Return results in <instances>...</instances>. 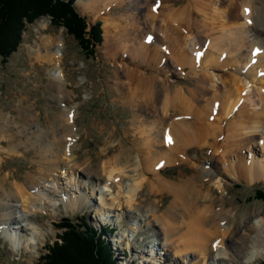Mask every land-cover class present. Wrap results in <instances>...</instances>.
<instances>
[{
  "label": "bare ground",
  "instance_id": "bare-ground-1",
  "mask_svg": "<svg viewBox=\"0 0 264 264\" xmlns=\"http://www.w3.org/2000/svg\"><path fill=\"white\" fill-rule=\"evenodd\" d=\"M126 2L89 0L83 5L94 12L108 10L103 15V45L105 50L120 45L127 58L122 69L114 70L113 89L116 99L136 110L131 120L135 140L129 147L121 141L112 144L117 145L113 151L106 140L98 161L79 162L74 129L65 123L74 120L71 110L58 113V123L50 122L49 130L30 126L22 114L26 125L19 134L26 138L23 144L41 148L40 166L38 175L29 172L20 178L3 170L0 163V238H7L10 253L22 244L36 255L51 229L31 217L38 212L55 215L52 196H61L68 209L75 210L93 205V196H84L83 191H99L101 209L115 211L114 201L122 204L121 187L116 185L130 179L126 183L130 210H120L148 234L138 253L144 264H181V259L182 264H200L192 261L196 254L202 255L203 264H254L264 258L263 210L252 207L235 224L237 210L229 205L233 199L225 194L219 198L206 185L222 174L219 162L232 180L244 174L249 182L264 178V159L258 157L264 154L259 144H264V76L259 77L264 73V4L257 0H130L123 14L110 12ZM63 45L62 37L47 34L35 52L51 70H60L57 76L52 74L55 85L51 87L68 93L59 80L66 79ZM131 62L134 66H129ZM181 77L197 80L193 86L174 83ZM148 108L151 114L145 112ZM4 124L0 144H5L4 151L18 153L23 138L16 137L12 125ZM196 147L212 151L206 159L197 155L202 164L189 157L190 149ZM235 152L236 158L229 159ZM136 156L139 163L133 161ZM168 165H187L193 171L173 180L163 174ZM61 174L65 182H60ZM222 180L215 184L225 190L228 180L225 184ZM103 181L107 188L100 186ZM147 191L161 199L172 196V200L162 208L161 199L152 202L144 197L135 206ZM101 209H95L98 215ZM157 246L163 250L159 263L153 256Z\"/></svg>",
  "mask_w": 264,
  "mask_h": 264
},
{
  "label": "rangeland",
  "instance_id": "rangeland-1",
  "mask_svg": "<svg viewBox=\"0 0 264 264\" xmlns=\"http://www.w3.org/2000/svg\"><path fill=\"white\" fill-rule=\"evenodd\" d=\"M88 2L89 0L76 1L77 10L87 17L90 25H93L97 21L101 22L104 42L105 23L103 15L109 12H107L108 10L98 11L96 9L95 12L90 9L87 10L83 4ZM257 2L261 5L264 4V0H257ZM130 5V0H127L125 5H119L115 7V9H110V12L115 16L121 15ZM22 33L23 40L18 50L6 60L0 56V126L3 123H5L4 126L8 124L12 125L11 131L14 134L18 133L16 137L18 139L20 137L23 138L19 139L21 142L20 150L17 149L19 150L18 153H8L3 149L5 144H0V163L2 164L3 170H6V172L13 171L17 176L19 175L20 178H22L28 175L29 172V174L36 175L37 167L40 166L38 160L40 158L39 153L41 152V148L32 146L33 143H27V145L23 144L26 138L23 134L22 136L19 134V131L23 130L24 125V119L21 118L22 114L27 116V121L30 126H36L37 129H40L42 126L49 130L51 125L50 122L55 121V123H58V113H64V110L70 112L69 110H71L74 120H70L69 122L65 121V123H68L74 129L73 134L76 140L74 145L79 162L87 158L93 163L98 161L97 156L107 146L106 140L108 145L110 144L108 149L111 151L116 149L117 146L112 144L119 141H121V144L125 147H129L132 141L135 140L136 130L133 129L131 120L136 110L127 102L116 99L115 90L113 89L116 81L114 70L116 68L122 69V62L127 59L126 56H123L121 53L122 47L116 45L109 50H105L106 48L102 42L96 46L95 55L90 56L88 52L80 46L78 40L68 33L64 26L53 24L50 16H42L34 23H27ZM47 34H56L64 39V45L61 49L63 53L62 68L66 79L62 77V79L59 80L67 87L68 93L63 89L56 90L55 86L51 87V85H55V79L52 74H56L57 76V71L60 72V70H51L50 65L43 63L36 57L37 53L35 51L40 47L41 38ZM134 64L135 62H131L129 66H134ZM147 68L146 66L140 67L142 70L152 72ZM262 76H264L263 72L259 73V77ZM196 80L195 78L181 77L174 83L193 86ZM150 110L151 109L148 108L145 112L151 114L152 110ZM25 136L27 137V135ZM259 144L262 147L264 146L261 141ZM200 150L201 149L196 147L189 151V157L195 164L196 162L198 164L203 163L199 160L200 158H198V156H203L202 158L206 159V157L210 156L212 153V151H208L207 153V150ZM243 154H245V156L249 155L247 151H243ZM236 156L237 153L235 152L229 159H235ZM258 157L264 159V154H260ZM133 161L139 163L140 159L136 156ZM135 164H133L132 167L136 166ZM219 167L221 168L222 174H219V177L217 176L215 181H207L210 185L207 184L206 188L208 189L210 186L214 188L219 198L221 195L225 194L227 197L233 199L229 202L234 204L231 205L229 203V205L237 210L234 220L235 224L238 222V219L242 215H245L252 207L261 209L264 212V200L258 198L256 193L258 189H264V178H254L249 182V180L245 179L246 176L244 174V177L232 180L228 176L230 175L229 172L226 171L224 173V170H222L224 169L222 162H219ZM192 171V167L187 165H168L163 170V174L170 179L176 180L183 175V172L191 173ZM63 176L60 182H65ZM147 176L150 177L152 174L149 173ZM79 180L80 182L84 181V177ZM221 180L223 183L228 180L227 184L224 183L227 189L223 190L215 184V182H220ZM130 181L131 180L128 179L123 185L116 183L117 188L121 187V193L118 197L121 199L122 204L118 205V201L115 200L114 205L117 207L115 211L101 209L102 206L98 198L100 196L99 191L93 194L91 190L87 189V191L84 192L82 189H78L77 191L79 194L80 192L82 194L83 191L84 196H86V194L91 195V197L93 196V201H91L93 205L91 207L82 206L75 210H72L71 207L68 209L66 203L61 200V196H52V203L57 204L54 210L55 215L38 212L34 217H31L36 222H45L44 228L51 229V232H49L43 241L44 245L39 248V252L33 255V248L24 245L23 248L15 247V253H10L8 249L10 246L9 241L7 238H0V264H40L42 256L47 253L46 247L49 244H53L63 232L59 224L64 217H70L76 222L86 221L99 230H102L104 226L112 227L113 232L111 234H106L105 237L111 243L114 257L118 260V263L144 264V261L139 258L138 253L144 247L148 234L139 231L138 229L141 228L144 230V227H140V223H134L120 210L121 208L125 213L130 210V207H127L126 203L127 198H129L126 183H130ZM100 186L107 188L104 181ZM97 188H99V186ZM117 188L112 192L113 195L117 193ZM144 197L152 202H154L156 198L157 200L161 199L160 195L156 197L147 191L142 197L137 199L135 206L139 201L144 199ZM161 200L160 204L162 208H165L171 202L172 196L166 195ZM218 201V204H220L221 200ZM95 209H101V214L98 215ZM158 211L161 212V210ZM131 228H133L134 233L130 230ZM219 236L222 237V233ZM148 249L146 250L148 251ZM156 250L157 255L155 254L153 256L157 258L155 263H159L161 259L158 258V255L159 252L163 250L158 246ZM125 253L126 255H124ZM148 254L150 253L148 252ZM193 254L195 253L193 252ZM193 254L191 253V255ZM196 255L199 256L195 259H190L203 264L204 259L201 257L202 255ZM160 256H163V254ZM262 261H264V258L256 260L254 264H259Z\"/></svg>",
  "mask_w": 264,
  "mask_h": 264
},
{
  "label": "trees",
  "instance_id": "trees-1",
  "mask_svg": "<svg viewBox=\"0 0 264 264\" xmlns=\"http://www.w3.org/2000/svg\"><path fill=\"white\" fill-rule=\"evenodd\" d=\"M76 0H0V56L9 58L18 50L23 40L26 24L34 23L42 16H50L52 23L64 26L80 46L94 56L96 46L103 42L100 21L90 25L86 16L76 7ZM264 200V189L256 191ZM59 227L63 232L47 246V253L40 264H119L114 257L110 242L105 235L113 231L105 226L104 231L86 221L76 222L64 217ZM259 264H264V261Z\"/></svg>",
  "mask_w": 264,
  "mask_h": 264
},
{
  "label": "snow or ice",
  "instance_id": "snow-or-ice-1",
  "mask_svg": "<svg viewBox=\"0 0 264 264\" xmlns=\"http://www.w3.org/2000/svg\"><path fill=\"white\" fill-rule=\"evenodd\" d=\"M247 11V10H246ZM169 142H171V141H169Z\"/></svg>",
  "mask_w": 264,
  "mask_h": 264
}]
</instances>
